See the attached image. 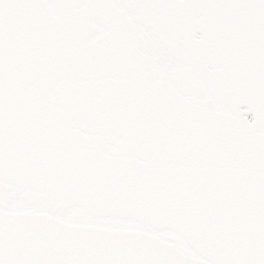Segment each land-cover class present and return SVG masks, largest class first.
<instances>
[{"label": "snow or ice", "instance_id": "obj_1", "mask_svg": "<svg viewBox=\"0 0 264 264\" xmlns=\"http://www.w3.org/2000/svg\"><path fill=\"white\" fill-rule=\"evenodd\" d=\"M0 264H264V0H0Z\"/></svg>", "mask_w": 264, "mask_h": 264}]
</instances>
